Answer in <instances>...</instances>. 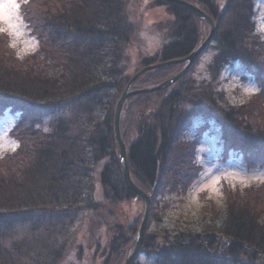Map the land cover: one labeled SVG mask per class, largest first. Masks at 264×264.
<instances>
[{
  "label": "trees",
  "instance_id": "1",
  "mask_svg": "<svg viewBox=\"0 0 264 264\" xmlns=\"http://www.w3.org/2000/svg\"><path fill=\"white\" fill-rule=\"evenodd\" d=\"M189 1L217 19L218 29L231 19L208 66L212 78L239 59L260 86L247 100L230 102L212 82L196 84L186 72L174 88L125 101L134 128V138L126 140L131 177L152 195V206L162 189L181 192L196 169L188 159L190 140L179 144L196 116L218 122L225 144L249 159L264 157V45L252 34L251 3L226 0L221 9L214 0ZM158 2L174 16L172 33L157 52L143 57L142 65L184 57L200 38L197 15L176 3ZM22 12L38 40L34 52L20 57L0 31V117L7 109L18 114L11 134L19 141L0 155V264H60L73 241L75 219L97 211L113 216L107 201L140 197L123 180L113 127L115 104L131 77L123 50L134 26L127 0H27ZM156 70H146L134 87L165 79L156 77ZM95 167L99 173L92 175ZM259 185L241 199L229 197L216 229L169 236L163 231L162 244L146 232L144 250L156 256L154 264H264L259 216L264 183ZM225 190L231 194L229 187ZM132 212L131 220L110 223L113 238L106 248L116 254L136 234L137 206Z\"/></svg>",
  "mask_w": 264,
  "mask_h": 264
},
{
  "label": "rangeland",
  "instance_id": "2",
  "mask_svg": "<svg viewBox=\"0 0 264 264\" xmlns=\"http://www.w3.org/2000/svg\"><path fill=\"white\" fill-rule=\"evenodd\" d=\"M214 1L219 7L221 6V9L226 5V0ZM24 2L26 3L27 0H0V31H4L9 35V44L20 57L34 52L39 45L37 37L30 33L28 24L23 17L22 4ZM247 2L251 3V13H253L254 30L252 34L256 35L264 45V0H247ZM158 3V0H127L128 14L132 20L134 31L131 34V42L124 46L123 51L125 54L124 60L128 61L131 76L146 65H154L165 61L155 60L154 63L143 65L141 61L144 56L153 55L157 52L158 48L170 39L169 35L172 33L169 32V24L172 23L174 16L171 15L165 4ZM13 4L17 7H12ZM33 5L36 6L37 4L33 3ZM199 20L197 26H199L200 38L197 46L211 30L210 23L206 18L201 19L199 17ZM230 20L229 18L224 20L220 29L216 25L217 19L213 20L214 25H216L213 39L208 43L207 49L197 57V61L186 72H189L188 79L190 78L196 84L212 82L214 84L213 89L216 88L219 92H222L223 96L230 102H241L258 91L260 85L255 74L250 72L239 59L231 60L223 66L215 80L212 78L210 69H208L209 64L214 60V55L217 53L216 46L222 37V29L229 24ZM185 64L175 62L146 70L157 68L156 77L161 74V77L164 76L163 78L167 79L173 77ZM170 65L175 66L166 69ZM175 71L176 73L172 74ZM165 79L158 80L155 84L144 82L137 87H134L133 83L130 90L155 87ZM178 79L170 84H165L161 88L144 92H155L169 85H173L171 87L174 88L179 83V81L177 82ZM144 92L135 93L134 95L143 94ZM157 93L163 94L164 92ZM125 101L120 114L119 126L124 142L127 144V139L134 138V128L129 122L130 115L125 108ZM211 116L207 117L210 118ZM17 117L18 114L15 115L9 109L0 117V155L18 147L19 141L11 134V129L16 124ZM181 134L179 144L190 140L189 145L191 147L188 148V159L189 162L195 164L196 169L190 175L188 174L189 176L186 178L181 192L177 193L170 189H162L157 196L155 195L156 202L153 206L151 195L150 223L146 232L154 235V243L157 244H162L165 241V235L161 233L163 231L169 236L170 233L172 235L181 232L194 233V231H203L206 228L216 229L217 222L221 220V215L225 213L226 203L230 200L229 197L241 199L248 190L264 183V157L251 160L240 152L241 149L231 148L225 144L220 126L213 118L208 119V122L205 123L203 115L196 116L189 121ZM179 144L177 143V145ZM183 145L181 144V147ZM98 171V168L95 167L92 175H97ZM225 186L233 191L230 195H227ZM245 187H247V190L243 192ZM99 189L98 186L97 190ZM260 190L264 192V187H261ZM251 192L255 191L252 190ZM106 205L115 213L113 216H103L102 212L97 211L96 213H90L91 215L85 213L84 218L79 216L80 219H75L72 222L73 241L70 244L67 243V250L60 264H123L126 258L130 256L135 246L136 232L143 218L145 202L139 197L127 202L110 203L107 201ZM261 205L263 207L259 216L264 219V201L261 202ZM134 206H137L139 211L136 234L132 237L130 245L121 248L126 251L116 254L115 250L106 248L108 240L113 238V236H109L111 232L110 223L118 222V220H131L134 215L132 212ZM151 211H153V215H151ZM102 217H106V219L104 220ZM79 247L81 252H79ZM144 248L145 245L143 244L141 251L135 257L136 264H154L156 256L147 253Z\"/></svg>",
  "mask_w": 264,
  "mask_h": 264
},
{
  "label": "water",
  "instance_id": "3",
  "mask_svg": "<svg viewBox=\"0 0 264 264\" xmlns=\"http://www.w3.org/2000/svg\"><path fill=\"white\" fill-rule=\"evenodd\" d=\"M168 3H176L181 6H184L189 11H191L194 15L199 16L201 19H207V21L210 23L211 30L206 35V38L194 49L192 52L187 54L184 57H179L175 59H167L162 63H155L154 65H146L142 69L136 71L127 81V85L123 89L121 96L118 98L114 110V121H113V127H114V136L116 137L117 142V148H118V159L120 160V165L122 169V177L123 180H125L126 185L130 190H132L135 194L139 195L143 201L145 202L144 205V214L143 218L141 220V224L139 226V229L137 230V237L135 241V246L130 253V256L126 258L125 262L123 264H131L132 261L135 259L139 251L141 250V247L143 246V241L146 236V230L149 226V219H150V207H151V194L147 193L146 191L142 190L139 185L135 183L134 180L131 178V171H130V164H129V158H127V148L126 143L124 142V139L121 134V127L120 124V117H121V110L123 107V102L131 95H134L135 93L144 92V91H152L158 88H161L165 84H170L172 82H175L176 79L181 78L187 71V69L193 65L197 61V57L203 53L207 49L208 43L213 39V35L216 29V25L213 23V19L211 15L207 14V12H204L200 7L197 5H193L187 0H165ZM175 62H182L186 63L183 68L180 69L173 77L165 79L161 84L155 85V87H144L143 89H133L130 90V87L133 84V81L141 75L144 70L154 68L157 66H162L165 64L175 63Z\"/></svg>",
  "mask_w": 264,
  "mask_h": 264
},
{
  "label": "snow or ice",
  "instance_id": "4",
  "mask_svg": "<svg viewBox=\"0 0 264 264\" xmlns=\"http://www.w3.org/2000/svg\"><path fill=\"white\" fill-rule=\"evenodd\" d=\"M12 7H17V5L13 4Z\"/></svg>",
  "mask_w": 264,
  "mask_h": 264
}]
</instances>
